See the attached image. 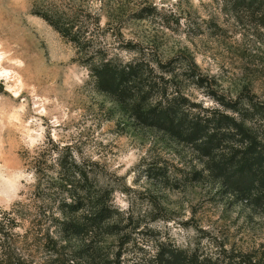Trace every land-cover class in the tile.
Returning <instances> with one entry per match:
<instances>
[{
  "label": "rangeland",
  "instance_id": "obj_1",
  "mask_svg": "<svg viewBox=\"0 0 264 264\" xmlns=\"http://www.w3.org/2000/svg\"><path fill=\"white\" fill-rule=\"evenodd\" d=\"M34 11L72 17L94 49L141 62L151 101L235 116L264 144L263 119L221 105H264V0H0V219L16 224L0 234V264H159L170 249L264 264V203L231 192L193 145L138 124ZM227 137L223 152L248 144ZM60 155L83 163L110 205L80 236L57 222Z\"/></svg>",
  "mask_w": 264,
  "mask_h": 264
},
{
  "label": "trees",
  "instance_id": "obj_2",
  "mask_svg": "<svg viewBox=\"0 0 264 264\" xmlns=\"http://www.w3.org/2000/svg\"><path fill=\"white\" fill-rule=\"evenodd\" d=\"M235 1L238 2L234 0V3ZM34 12L76 46L82 64L95 79L97 89L120 103L138 124L163 131L179 141L193 145L207 158L210 170L216 173L231 192L256 205L264 203V144L246 131L243 123L235 116H201L190 113L185 108L184 99L179 96L165 101H151L154 83L149 81L141 62H123L108 57L103 50L94 49L90 44L91 39L85 37L89 29H83L71 21L72 17ZM95 21L97 23L96 18ZM221 105L235 113L243 122L255 117L264 120L263 104L249 101L248 106L244 107L239 101H222ZM228 135L232 136L229 139L231 141L236 140L235 135H239L238 141L248 142L244 151L223 152L222 142L228 139ZM219 152L222 155L217 159ZM57 168L61 183L53 182L60 193L65 194L60 200L61 212L65 217H60L57 222L69 235L80 236L88 227L100 225L109 216L108 197L94 184L85 165L74 156H69L68 159L58 156ZM83 212L86 215L82 220L70 218ZM4 220L0 219V234L6 232L4 229L10 230L16 226L14 219L8 218V223ZM182 252L168 250L166 255L160 257L159 264H219L211 258L200 259ZM237 264L246 263L241 261Z\"/></svg>",
  "mask_w": 264,
  "mask_h": 264
},
{
  "label": "bare ground",
  "instance_id": "obj_3",
  "mask_svg": "<svg viewBox=\"0 0 264 264\" xmlns=\"http://www.w3.org/2000/svg\"><path fill=\"white\" fill-rule=\"evenodd\" d=\"M11 22H12V21H11ZM6 26H7V25H6ZM0 27H1V26H0ZM7 27H8V26H7ZM0 33H1V32H0ZM2 37H3V36L0 35V39H1ZM6 44H7V43H6ZM9 45H11V44L8 43L7 46H9ZM2 47H3V46H2ZM4 47H6L5 44H4ZM9 50H10L9 48H8V50L6 49V51H9ZM11 50H13V52H12V54L10 55V57H7V55H6V57H7L6 60L10 59L11 57H12V58H13V57L16 58V56H20V53H21L20 51H21V50L19 49V47H18L17 45H15V46H11ZM22 55H24V51H22ZM8 56H9V55H8ZM4 58H5V57H4ZM15 60H16V59H15ZM9 61H10V60H9ZM1 62L4 63L3 60H1ZM6 64H7V63H6ZM7 65H8V64H7ZM10 65H12V64H10ZM14 66H16V65H14ZM14 66H13V67H14ZM15 68L18 69V70H20V67H19V66L15 67ZM16 69H15V71H16ZM18 70H17V71H18ZM21 71H22V69H21ZM21 71H20V72H21ZM17 73H18V72H17Z\"/></svg>",
  "mask_w": 264,
  "mask_h": 264
}]
</instances>
